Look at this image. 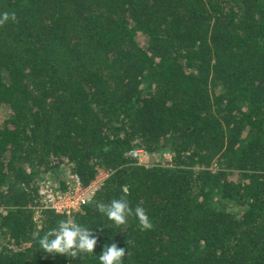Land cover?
<instances>
[{
  "label": "trees",
  "instance_id": "1",
  "mask_svg": "<svg viewBox=\"0 0 264 264\" xmlns=\"http://www.w3.org/2000/svg\"><path fill=\"white\" fill-rule=\"evenodd\" d=\"M0 264H264V0H0ZM144 148L155 163L129 151ZM69 214L39 185L85 186ZM142 205L116 227L98 202ZM98 237L92 255L40 248L60 220Z\"/></svg>",
  "mask_w": 264,
  "mask_h": 264
},
{
  "label": "clouds",
  "instance_id": "2",
  "mask_svg": "<svg viewBox=\"0 0 264 264\" xmlns=\"http://www.w3.org/2000/svg\"><path fill=\"white\" fill-rule=\"evenodd\" d=\"M18 22L15 12L0 13V26L7 22ZM130 195L129 188L123 189V194L118 199H113L109 203L98 202L96 210L112 221L116 227L126 226L128 219L134 217L139 224L140 230H151L154 225L146 209L142 205L135 208L130 206L127 197ZM34 238L45 253L59 254L70 258H81L84 255H92L98 242V237L94 232L75 220H60L57 227L49 229L41 237L39 232L33 234ZM127 248L118 247L117 243L106 244L99 254L100 264H122Z\"/></svg>",
  "mask_w": 264,
  "mask_h": 264
},
{
  "label": "built area",
  "instance_id": "3",
  "mask_svg": "<svg viewBox=\"0 0 264 264\" xmlns=\"http://www.w3.org/2000/svg\"><path fill=\"white\" fill-rule=\"evenodd\" d=\"M129 154L142 160L148 156V151L144 148H134L129 151ZM107 175V171L99 169L94 179L85 186L80 183L76 175H70L69 179L65 180L62 189L54 181L46 179L38 188L40 207L53 209L57 213L69 214L92 200Z\"/></svg>",
  "mask_w": 264,
  "mask_h": 264
},
{
  "label": "rangeland",
  "instance_id": "4",
  "mask_svg": "<svg viewBox=\"0 0 264 264\" xmlns=\"http://www.w3.org/2000/svg\"><path fill=\"white\" fill-rule=\"evenodd\" d=\"M0 122H1V117H0ZM139 162L140 163H146V164H153V163H155V157L152 154H150L148 151V156L146 158L140 160ZM69 176L66 179H69ZM56 187L59 188L57 185H56Z\"/></svg>",
  "mask_w": 264,
  "mask_h": 264
}]
</instances>
